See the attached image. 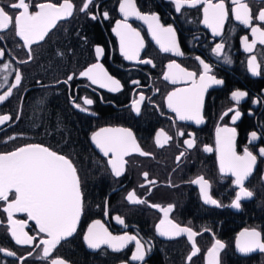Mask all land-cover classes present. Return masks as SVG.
Here are the masks:
<instances>
[{
    "label": "flooded vegetation",
    "instance_id": "flooded-vegetation-1",
    "mask_svg": "<svg viewBox=\"0 0 264 264\" xmlns=\"http://www.w3.org/2000/svg\"><path fill=\"white\" fill-rule=\"evenodd\" d=\"M52 2L59 4L62 0ZM70 2L74 4L73 16L59 21L56 28L30 50L15 36L14 27L0 31V50L4 52L0 58V85H4L0 87V94L14 83L16 71L22 75L20 85L0 103V115L12 118L0 125V151L39 143L70 157L80 176L85 210L73 237L58 245L48 258H42L43 246L37 245L43 235L26 215L14 213L13 219L25 221L24 231L36 237L31 247L17 245L10 234L7 214L2 211L6 205L0 202V248L15 253V256H7L0 252V264H50L53 257L72 264L66 253L78 232L82 250L89 257L97 258L95 261L104 260L102 264H188L186 257L190 255L191 242L186 235L173 239L159 236L155 226L163 218V212L149 206L153 204L160 207L174 205L169 218L198 233L194 239L200 253L193 257L194 264H207L206 250L216 239L226 245L220 254L221 264H264V253L245 256L235 247L237 237L245 229H256L264 238V158L258 157L253 175L245 182V186L254 191L253 198L242 200V206L237 210L228 206L238 190L232 183L234 178L220 173L215 151L218 126L236 129V147L241 154L246 145L254 153L256 151L248 143L252 131L258 136L264 134V55L261 52L264 46L257 45L253 53L244 51L242 38L247 36L251 42V32L237 22L231 12L224 24L223 35L213 37L211 30L202 23V6L184 8L177 13L170 0H135L142 14H157L161 24L174 27L180 50L184 53L176 56L162 52L148 25L133 17L128 22L140 32L145 45L140 59L153 62L151 65L140 64L125 60L120 54L119 39L113 32L116 21L123 19L118 11L119 0H94L89 12L98 13L96 20L79 11L84 0ZM248 2L253 16L259 8H264L258 0ZM0 6L9 13H16L8 7V0H0ZM228 6L230 9L231 5ZM103 11L109 13V19L100 18L99 13ZM258 23L253 20L254 25ZM220 42L225 47L222 55L217 57L212 48ZM96 46L104 49L99 61L95 56ZM252 54L257 55L261 64L259 76H253L247 70V60ZM197 56L209 63L211 74L224 82L212 85L205 93L204 122L199 125L180 121L168 110L167 94L185 85H173L163 79L168 71L167 65L172 61L188 71L201 72L202 68L195 59ZM225 57L231 59V64L224 63ZM97 62L120 81V91L110 92L79 76L81 71ZM5 63L9 64L7 70L3 68ZM5 75L7 84L2 79ZM69 75L74 78L66 84L64 81ZM236 90L247 93L239 105L231 100V93ZM141 94L145 100L141 102V111L137 115L131 105L133 101H139ZM84 99H92L94 103L84 105ZM74 100L87 110L74 107ZM230 108L242 114L234 124L230 119L234 112L220 118ZM121 127L130 129L139 148L150 155L133 153L125 157V171L117 178L112 175L107 158L96 148L91 137L102 128ZM161 130L172 137L169 141L160 137L163 147L156 143V134ZM178 132L184 135L180 136ZM189 133L193 136L190 137ZM190 138L195 140V147L191 149L184 144V140ZM255 143L264 146V139ZM205 146L213 151L205 152ZM181 153L183 156L177 161ZM144 173L148 174L147 178ZM199 176L209 181V193L222 207L203 203L199 186L190 182ZM132 193L146 203H130L127 196ZM116 216L125 223H117ZM96 220L113 235H135L144 246L145 260L130 259L135 251L134 242L120 252H110L106 248L89 252L83 235ZM77 257L84 258V255L78 253Z\"/></svg>",
    "mask_w": 264,
    "mask_h": 264
},
{
    "label": "snow or ice",
    "instance_id": "snow-or-ice-1",
    "mask_svg": "<svg viewBox=\"0 0 264 264\" xmlns=\"http://www.w3.org/2000/svg\"><path fill=\"white\" fill-rule=\"evenodd\" d=\"M170 2L174 5L177 13H181L184 8L202 6V23L211 30L213 37L223 35L224 24L231 12L237 22L250 29L251 42L247 36L242 38L244 51L253 53L257 45L264 46V8H259L256 15L253 16L248 0H170ZM258 3L264 4V0H258ZM229 4L231 5L230 9ZM93 5L94 0H84L79 11L88 18L96 20L98 13L96 11L89 12V8ZM8 7L16 10V13H9L4 6H0V31L14 27L15 36L29 50L32 45L43 41L49 32L56 28L59 21L72 17L74 12V4L70 0H62L59 4L52 2V0H42L39 3H36L35 0H8ZM95 7L98 9L99 5L96 4ZM118 11L123 19L116 21L113 32L119 39L120 54L125 60L149 65L153 63L151 59H140L141 50L145 45L140 32L128 22L133 17L148 25L153 40L159 45L162 52L172 53L176 56L184 54L180 50L174 27L161 24L157 14H142L137 8L135 0H119ZM99 15L102 19H109L107 11H103ZM254 19L259 23L254 25ZM224 47L223 42L216 43L212 52L220 57ZM261 52L264 55V47H262ZM103 53L102 47H95L97 61ZM3 56L4 52L0 50V58ZM30 59L31 53L29 52ZM195 59L202 68L201 72L188 71L180 64L172 61L168 63V71L163 75V79L173 85H185L175 88L167 94L166 105L168 110L174 113L176 119L180 121H192L199 125L204 122L202 108L205 93L212 85H222L224 82L211 74L212 68L204 59L199 56ZM231 62L230 58H224V63L231 64ZM3 68L7 70L9 64L5 63ZM260 68L261 64L258 62L257 55L252 54L247 60V70L251 75L259 76L261 75ZM79 76L87 78L92 85H98L110 92H117L122 88L120 81L109 75L103 65L98 62L81 71ZM73 78V75H69L64 83L67 84ZM2 79L4 84H7V75L3 76ZM21 80V73L16 71L14 83L8 85L7 91L0 94V103L12 95V90L20 85ZM3 86L0 85V87ZM246 97V91L236 90L231 93V100L235 101L237 105ZM144 100L145 96L141 94L139 101H133L131 105L132 110L137 115L140 114V104ZM93 103L92 99L83 100L84 105L90 106ZM73 105L80 111L87 110L75 100ZM230 112H234V115L230 117L234 124L242 115L236 109H228L222 113L220 118L223 119ZM11 119L10 115H0V125ZM177 134L184 135L183 132ZM188 135L193 136L192 133ZM161 136L164 137L165 141L172 139L161 130L156 134V143L160 147H163L160 143ZM236 138L237 131L234 127L218 126L216 128L215 151L219 162V171L221 174L233 177L232 183L238 189L235 191V198L228 206L239 210L242 206V200L251 199L254 196V191L247 188L245 182L253 175L258 157L264 158V146L255 143L264 139V134L258 136L256 131L250 133L248 143L256 149L255 153L247 145L242 149V154L238 153ZM91 140L100 153L107 158V165L110 167L112 175L117 178L125 171L127 163L125 157L133 153H139L141 156L150 155L139 148L134 133L128 128H102L92 135ZM184 144L191 149L195 147V140L194 138L186 139ZM204 151L211 152L213 149L205 146ZM181 156L183 153L177 156V161L180 160ZM147 175L144 173L145 178ZM190 182L199 186L204 204L217 208L223 206L210 195V183L203 176H199ZM127 200L132 204L146 203L143 199L137 198L134 193L129 194ZM0 202L6 205L2 207V211L7 214L10 234L17 245L31 247L36 237L24 231L26 222L14 220V213H25L28 220L35 222L39 233L43 234L37 245L43 246L42 258H48L62 241H67L76 233L78 223L85 210L81 180L73 160L39 143H29L6 152L0 151ZM149 206L158 208L163 212V218L155 226V231L159 236L168 239L187 236L188 241L191 242V250L186 260L188 264H194L193 257L200 253L194 239L198 233L192 228L181 226L169 218V213L174 210V205L160 207L153 204ZM115 219L121 225L125 223L120 216H116ZM83 241L89 249L99 250L101 246L106 245L114 252L122 251L134 242L135 251L131 254L130 259L132 261L145 260L144 246L135 235H113L99 220L87 228L86 234L83 235ZM225 247V243L216 239L206 250L207 264H221L220 254ZM235 247L239 253L245 256L257 251L264 253L262 233L256 229H245L237 237ZM0 252L7 256H15L14 252L6 251L3 248H0ZM28 255L31 256L32 253ZM50 264H67V262L63 258L53 257Z\"/></svg>",
    "mask_w": 264,
    "mask_h": 264
},
{
    "label": "trees",
    "instance_id": "trees-1",
    "mask_svg": "<svg viewBox=\"0 0 264 264\" xmlns=\"http://www.w3.org/2000/svg\"><path fill=\"white\" fill-rule=\"evenodd\" d=\"M70 251H68L66 254L68 256L67 260L71 261L72 264H102V262H105L104 260L100 259L98 261H95L97 258L95 257H89L83 250L81 245V240L79 238V232L74 237L73 245L71 247L69 246ZM82 253L84 255V258H78L77 254ZM88 256V257H86ZM89 258V259H88Z\"/></svg>",
    "mask_w": 264,
    "mask_h": 264
},
{
    "label": "water",
    "instance_id": "water-1",
    "mask_svg": "<svg viewBox=\"0 0 264 264\" xmlns=\"http://www.w3.org/2000/svg\"><path fill=\"white\" fill-rule=\"evenodd\" d=\"M217 163H218V168H219V162H218V159H217ZM225 176H230V175H225ZM231 177V176H230ZM15 214H24V215H26L25 213H15ZM27 216V215H26ZM34 225H35V222L34 221H31ZM80 222V221H79ZM78 225H79V223H78ZM35 227H36V229L38 230V228H37V226L35 225ZM77 228H78V226H77ZM39 232V231H38ZM41 234V233H40ZM41 235H43V234H41ZM73 237V236H72ZM72 237H70V238H72ZM69 238V239H70ZM68 239V240H69ZM62 242H65V241H62ZM61 242V243H62ZM84 244H85V242H84ZM85 247H86V249L90 252H96L97 250H92V249H89L87 246H86V244H85ZM101 248H106V249H108L110 252H114V251H112L111 249H109L106 245H104V246H101ZM120 252V251H119ZM239 253V252H238Z\"/></svg>",
    "mask_w": 264,
    "mask_h": 264
},
{
    "label": "bare ground",
    "instance_id": "bare-ground-1",
    "mask_svg": "<svg viewBox=\"0 0 264 264\" xmlns=\"http://www.w3.org/2000/svg\"><path fill=\"white\" fill-rule=\"evenodd\" d=\"M258 252V251H257Z\"/></svg>",
    "mask_w": 264,
    "mask_h": 264
}]
</instances>
